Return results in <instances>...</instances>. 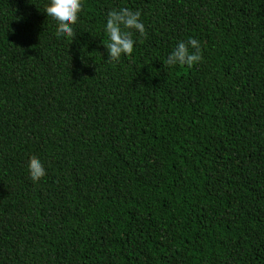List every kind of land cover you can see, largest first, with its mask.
<instances>
[{
    "label": "trees",
    "instance_id": "16d2710c",
    "mask_svg": "<svg viewBox=\"0 0 264 264\" xmlns=\"http://www.w3.org/2000/svg\"><path fill=\"white\" fill-rule=\"evenodd\" d=\"M47 3L0 0V264H264V0H82L70 40Z\"/></svg>",
    "mask_w": 264,
    "mask_h": 264
},
{
    "label": "clouds",
    "instance_id": "9594fccd",
    "mask_svg": "<svg viewBox=\"0 0 264 264\" xmlns=\"http://www.w3.org/2000/svg\"><path fill=\"white\" fill-rule=\"evenodd\" d=\"M82 9V0H48L44 13L57 25L56 36L58 39H71L74 36L73 25L77 22L78 14ZM123 29H135L140 34L144 33V25L140 20V12L128 8L111 10L107 13L103 30L107 36L104 44L109 59L119 60L120 56L129 55L133 51L134 40L131 32ZM189 48L194 51H189ZM200 45L196 39L187 42L179 41L164 60L168 67L176 65L191 66L198 62ZM28 171L31 181L35 182L45 175V168L40 159L32 157L28 161Z\"/></svg>",
    "mask_w": 264,
    "mask_h": 264
}]
</instances>
